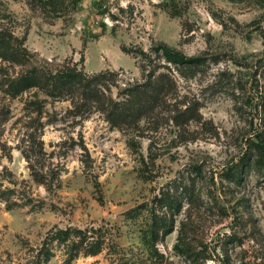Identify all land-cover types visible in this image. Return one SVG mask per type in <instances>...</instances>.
<instances>
[{
	"label": "rangeland",
	"instance_id": "rangeland-1",
	"mask_svg": "<svg viewBox=\"0 0 264 264\" xmlns=\"http://www.w3.org/2000/svg\"><path fill=\"white\" fill-rule=\"evenodd\" d=\"M0 27L43 59L118 73L115 98L143 81L142 50L167 44L206 59L188 70L161 62L157 75L176 91L138 129L50 100L37 136L46 170L60 176L53 187L33 180L22 152L38 116L27 108L33 94L9 98L0 72V185L17 191L1 205L0 264H25L69 227L106 233L99 255L81 250L72 264H264V0H0ZM189 107L196 120L175 123ZM243 162L242 179L232 178ZM168 190L182 211L155 239L152 209ZM49 248L48 264L68 263L69 247Z\"/></svg>",
	"mask_w": 264,
	"mask_h": 264
},
{
	"label": "trees",
	"instance_id": "trees-1",
	"mask_svg": "<svg viewBox=\"0 0 264 264\" xmlns=\"http://www.w3.org/2000/svg\"><path fill=\"white\" fill-rule=\"evenodd\" d=\"M139 57L143 61L145 72L143 81L125 84L122 89H119L118 96L115 98L112 88L113 86L119 88L115 85L118 73L107 70L88 74L75 65L43 59L40 55L32 53L13 31L0 27V72L5 82L2 84L5 87V93L11 99L33 94L32 99L27 103V108L31 110L30 112L38 113L36 119L29 116L28 124L33 122L36 124L27 126L25 129L23 141L28 144L29 151H22L35 182L53 187L57 184L54 176L60 178L59 173L52 174V170L49 174L46 170L48 166L45 164L44 141L41 135L37 136V123H40L44 107L50 100L55 103L69 102L71 105L69 112L76 117H85L99 112L105 115V119L113 127L126 126L138 129L144 120L154 122L157 118L159 119V112L168 104V96L176 91L175 81L171 76L157 75L158 69L163 66L161 62L175 65L179 70L192 69L206 62L203 57L188 56L167 44L154 46L149 52L142 50ZM261 96L264 105V89ZM173 120L177 124L196 120L195 110L189 107L179 111L174 115ZM256 139L258 145H264V124L263 132L258 133ZM83 149V155L90 157V152L85 145ZM258 162L264 167V155ZM244 165L245 162L232 172V178L242 179ZM184 190L187 191V187ZM16 194V189H3L0 185V210L2 203L8 204L12 196ZM31 200L29 199V203ZM7 209H11V206L7 205ZM152 211L154 214L152 234L156 239L160 236L161 230H164V235L174 231V221L170 212L172 216L181 213L182 203L170 190L164 191L155 199ZM158 211L161 214L157 215ZM104 236L106 233L94 227L85 230L72 227L55 229L51 231L44 246L38 249L35 255L29 257L25 264H48L54 256L52 249L49 248L50 242L51 245L58 243L69 247L67 264H72L81 250L87 256H97L105 246Z\"/></svg>",
	"mask_w": 264,
	"mask_h": 264
}]
</instances>
